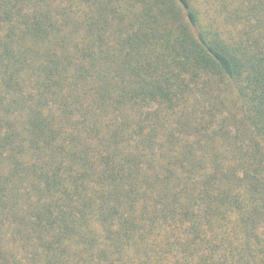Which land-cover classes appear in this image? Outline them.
<instances>
[{
    "label": "trees",
    "instance_id": "trees-1",
    "mask_svg": "<svg viewBox=\"0 0 264 264\" xmlns=\"http://www.w3.org/2000/svg\"><path fill=\"white\" fill-rule=\"evenodd\" d=\"M0 264H264V0H0Z\"/></svg>",
    "mask_w": 264,
    "mask_h": 264
}]
</instances>
